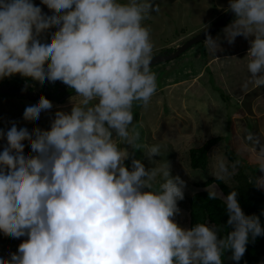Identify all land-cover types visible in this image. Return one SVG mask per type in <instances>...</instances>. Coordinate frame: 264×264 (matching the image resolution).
<instances>
[{"label":"clouds","instance_id":"1","mask_svg":"<svg viewBox=\"0 0 264 264\" xmlns=\"http://www.w3.org/2000/svg\"><path fill=\"white\" fill-rule=\"evenodd\" d=\"M40 2L51 11L33 0H0V79L20 74L59 80L81 99L70 112L56 111L49 130L15 121L0 129V139H6L0 151V231L27 237L10 258L0 254V264H222L227 249L240 261L249 236L264 235V228L259 217L244 214L235 189L223 197L233 230L218 239L215 225L186 229L175 222L185 181L171 175L167 162L150 169L139 159L131 160V169L124 163L129 151L121 145L138 147L140 139L136 127L130 128L133 102L146 107L157 90L154 45L142 21L158 5ZM228 10L235 19L223 29L227 43L254 37L243 87L264 86V0H229ZM45 29L49 37H42ZM204 43L212 53L220 50L219 37L206 35ZM52 107L41 94L25 105L23 117L38 120ZM28 137L31 152L24 151ZM246 140L250 144L241 151L254 153L264 172V144L252 132ZM146 155H160V143ZM239 163L217 158L215 177L231 175L229 167ZM255 185L264 189V176ZM217 196L209 191V199Z\"/></svg>","mask_w":264,"mask_h":264},{"label":"rangeland","instance_id":"2","mask_svg":"<svg viewBox=\"0 0 264 264\" xmlns=\"http://www.w3.org/2000/svg\"><path fill=\"white\" fill-rule=\"evenodd\" d=\"M34 1L44 12L51 11L48 6L41 4L40 0ZM153 2L158 5L159 11L150 13L142 21L150 28V37L154 45L153 57L164 51L176 49L216 21L215 18L221 11L224 13L229 8V0H153ZM230 23L210 35L213 38L219 37L220 50L215 53L209 51L203 40L176 59L152 66V71L157 77L156 92L146 107L139 101L133 102V121L130 128L135 126L140 132L137 144L143 152L141 162L146 169L159 167L167 162L171 175H179L185 181L184 198L178 201L180 212L174 220L178 226L186 229H189L190 221L188 199L194 193L204 190L197 187L196 183L215 177L217 158L225 159L229 165L235 163L227 156V146L236 155V161H240L235 170L230 167L231 175L223 177L230 183L232 177L244 167H258L254 153L241 151L243 144H250L246 140V133L252 132L264 144V86L261 90L253 87L250 93L239 97L240 93L247 90L243 84L249 75L245 70L247 58L243 53L247 55L249 41L254 37L237 36L232 44H228L224 39L223 29ZM51 28L55 30V24ZM41 35L49 37V30L45 29ZM235 53L240 56L234 57ZM218 54L225 55L223 60L210 61ZM233 73L236 76L232 75ZM197 74L201 76L195 77ZM21 79L20 74H14L0 79V83H17ZM32 87L36 91H41L39 89L41 86ZM235 88L238 92L233 93ZM65 93L69 96L63 102H51L53 107L42 111L38 120L23 117V109L30 101L0 96V129L7 130L11 126L10 122L15 121L17 126L25 124L30 129L39 127L49 130L56 111L70 112L73 103H79L81 99L75 91L67 93L66 90ZM216 137H222V141L209 152L208 170H193L189 164L190 150L201 147L206 141ZM30 138H25L24 151L31 152L28 144ZM157 142L160 143V155L149 158L146 155L147 148ZM5 145L6 139H0V151ZM121 147L129 151V158L124 163L131 169V160L138 154L135 152L136 147L131 148L127 145ZM245 172L250 173L246 170ZM261 176H264V172L259 169L257 178ZM160 182L161 177L158 175L154 187H158ZM208 189L217 191L218 196L223 199L224 196L217 185L214 184L206 190ZM26 239V236L13 238L9 233L0 231V254L10 258V254L15 253L19 244Z\"/></svg>","mask_w":264,"mask_h":264},{"label":"trees","instance_id":"3","mask_svg":"<svg viewBox=\"0 0 264 264\" xmlns=\"http://www.w3.org/2000/svg\"><path fill=\"white\" fill-rule=\"evenodd\" d=\"M234 19L235 16H233L228 23L232 22ZM45 62L47 63L48 61ZM46 80L47 79L41 82L38 79L22 76L20 82L40 86ZM41 88L44 89L43 86H41ZM59 88V86L55 85L54 90ZM73 91L74 90L71 88L67 90V93ZM221 141L222 137L211 138L201 147L191 149L189 154L190 167L193 170L207 171L210 160L209 152ZM227 148V156L230 161L236 162V155L229 149V146H227ZM138 151H141L139 146L135 148V152L138 154L134 156V159L141 160L143 152L141 151L140 153ZM245 170L250 173L245 172ZM258 171L259 169L257 166H247L236 173L234 177H232V182L230 183H227L223 178L217 179L216 177H211L201 183L197 182L196 186L204 190L194 193L188 199L190 218L189 229L194 227L197 223L215 225L217 227L218 239L225 238L228 233L233 230L232 226L227 224L229 214L223 199L219 196L214 199H209V191L212 190L206 189L214 184L218 186L224 197L235 189L238 193L237 200L244 214L247 216L255 215L259 217L261 227L264 228V214H262L264 213V189L258 188L255 185V178H257ZM250 177L253 178L252 181H250ZM231 257L232 251L230 249L225 250L221 256L222 264H264V235L256 236L255 238L251 237V235L249 236L246 251L240 261H234Z\"/></svg>","mask_w":264,"mask_h":264},{"label":"water","instance_id":"4","mask_svg":"<svg viewBox=\"0 0 264 264\" xmlns=\"http://www.w3.org/2000/svg\"><path fill=\"white\" fill-rule=\"evenodd\" d=\"M234 15V12H232L231 10H227L221 17H219L216 21L210 24L207 28L202 30L200 33H198L191 39L185 41L176 49L172 51H164L161 54L154 56L151 62V67L160 63L171 61L172 59H176L177 57L181 56L191 47L205 40L206 35H212L216 31L223 28L224 25H226ZM55 85L60 87V91L53 92V87ZM32 86L33 84L22 82H2L0 83V96H9L24 101H33L38 99L39 95L42 94L45 96L46 99H49L50 102H63L69 96V94H66L65 91L68 90L70 87L59 80L55 82H50L46 80L44 83H42V85H40L44 87L41 92L32 90ZM60 94L64 95L60 96Z\"/></svg>","mask_w":264,"mask_h":264},{"label":"crops","instance_id":"5","mask_svg":"<svg viewBox=\"0 0 264 264\" xmlns=\"http://www.w3.org/2000/svg\"><path fill=\"white\" fill-rule=\"evenodd\" d=\"M34 4H35V1H34ZM223 14V12L221 11V13H220V15L217 17V18H215L216 20L221 16ZM249 46H250V44H249ZM247 50V49H246ZM248 52V51H247ZM220 54V53H219ZM217 55V56H213L211 59H210V61H213V62H219L220 60H223V58H224V56L225 55H223V56H221V55ZM244 54V55H243ZM243 54H241V55H243V56H245L246 57V54L245 53H243ZM235 55V56H234ZM233 56L234 57H239L240 55H237L236 53L234 54ZM231 56V55H230ZM230 58V57H229ZM237 59V58H236ZM242 67H243V65H242ZM244 68V67H243ZM245 70H247V69H245ZM233 71H235V70H233ZM230 73V72H229ZM239 73V72H238ZM249 73H248V71H247V75H248ZM232 75H234V76H236L234 73L232 74ZM250 75V74H249ZM201 76V74H197V75H195V77H197V78H199ZM194 77V78H195ZM239 77V76H238ZM231 78V77H230ZM232 80V79H231ZM235 87V86H234ZM261 87H263V86H260V87H256L257 89H259L260 88V90H261ZM247 90H245L243 93H240V96L239 97H241V96H243V95H245V94H248V93H250L251 92V90L253 89V86L251 85V84H249L248 85V87L246 88ZM242 91V90H241ZM236 92H238V89L237 88H235L234 90H233V93H236ZM260 103V102H259ZM262 103H263V101H262ZM262 103H260V106H262Z\"/></svg>","mask_w":264,"mask_h":264},{"label":"flooded vegetation","instance_id":"6","mask_svg":"<svg viewBox=\"0 0 264 264\" xmlns=\"http://www.w3.org/2000/svg\"><path fill=\"white\" fill-rule=\"evenodd\" d=\"M39 89L43 90V89L40 88V87H39ZM59 90H60V89H57V90H54V89H53V92H56V91H59ZM62 95H64V94H60V96H62Z\"/></svg>","mask_w":264,"mask_h":264}]
</instances>
